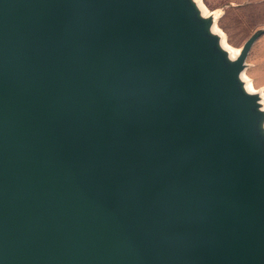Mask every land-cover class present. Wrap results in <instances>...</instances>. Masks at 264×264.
Listing matches in <instances>:
<instances>
[{
    "label": "water",
    "instance_id": "water-1",
    "mask_svg": "<svg viewBox=\"0 0 264 264\" xmlns=\"http://www.w3.org/2000/svg\"><path fill=\"white\" fill-rule=\"evenodd\" d=\"M199 0H0V264H264V102Z\"/></svg>",
    "mask_w": 264,
    "mask_h": 264
},
{
    "label": "rangeland",
    "instance_id": "rangeland-1",
    "mask_svg": "<svg viewBox=\"0 0 264 264\" xmlns=\"http://www.w3.org/2000/svg\"><path fill=\"white\" fill-rule=\"evenodd\" d=\"M203 12L215 15V30L233 58L258 29L264 28V0H199ZM243 78L264 102V34L252 45L246 58Z\"/></svg>",
    "mask_w": 264,
    "mask_h": 264
}]
</instances>
